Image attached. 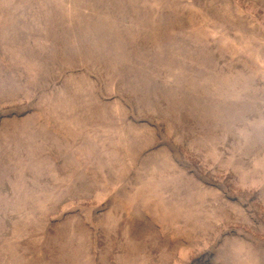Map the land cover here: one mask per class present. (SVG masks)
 Returning a JSON list of instances; mask_svg holds the SVG:
<instances>
[{
    "label": "rangeland",
    "instance_id": "rangeland-1",
    "mask_svg": "<svg viewBox=\"0 0 264 264\" xmlns=\"http://www.w3.org/2000/svg\"><path fill=\"white\" fill-rule=\"evenodd\" d=\"M0 264H264V0H0Z\"/></svg>",
    "mask_w": 264,
    "mask_h": 264
}]
</instances>
